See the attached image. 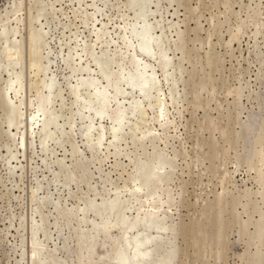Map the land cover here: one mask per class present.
Segmentation results:
<instances>
[{"label": "rangeland", "instance_id": "rangeland-1", "mask_svg": "<svg viewBox=\"0 0 264 264\" xmlns=\"http://www.w3.org/2000/svg\"><path fill=\"white\" fill-rule=\"evenodd\" d=\"M0 264H264V0H0Z\"/></svg>", "mask_w": 264, "mask_h": 264}, {"label": "bare ground", "instance_id": "bare-ground-1", "mask_svg": "<svg viewBox=\"0 0 264 264\" xmlns=\"http://www.w3.org/2000/svg\"><path fill=\"white\" fill-rule=\"evenodd\" d=\"M149 82V81H148ZM101 93V92H100ZM136 190V189H135ZM106 204V203H105ZM106 206H107V204H106ZM120 258V257H119ZM123 259V258H122ZM124 260V259H123ZM121 262H122V260H121Z\"/></svg>", "mask_w": 264, "mask_h": 264}]
</instances>
